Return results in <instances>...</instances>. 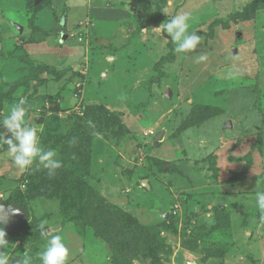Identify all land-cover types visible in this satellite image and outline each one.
Segmentation results:
<instances>
[{
    "label": "rangeland",
    "instance_id": "rangeland-1",
    "mask_svg": "<svg viewBox=\"0 0 264 264\" xmlns=\"http://www.w3.org/2000/svg\"><path fill=\"white\" fill-rule=\"evenodd\" d=\"M86 1L0 0V118L25 98L62 162L0 145V201L28 212L10 264H41L44 221L67 264H264V0ZM179 14L191 52L159 28Z\"/></svg>",
    "mask_w": 264,
    "mask_h": 264
},
{
    "label": "clouds",
    "instance_id": "clouds-1",
    "mask_svg": "<svg viewBox=\"0 0 264 264\" xmlns=\"http://www.w3.org/2000/svg\"><path fill=\"white\" fill-rule=\"evenodd\" d=\"M192 16L189 14H179L164 22L162 28L171 40L175 42L174 51L177 53H187L195 50L200 44L202 37L196 32H189ZM147 31V30H145ZM207 56H198V62H203ZM27 103L25 98L13 103L8 108V113L0 118V128L7 129L11 134L5 139L3 131H0V145H7L8 154L12 157L13 163L20 171H28L33 166L42 167L52 176L56 170L62 167V162L57 159L58 153L55 149L45 150L40 144V136L43 128L30 126L26 123V113L28 109L24 106ZM256 202L260 210H264V191L256 192ZM0 213L15 215V209H5L0 206ZM41 223V236L45 237L47 243L44 249L38 253L41 264H67L69 249L60 235L48 236L44 225ZM9 244L7 232L0 226V249H5ZM0 264H10V256L6 252H0ZM12 264H33V258L28 251L22 256L16 257Z\"/></svg>",
    "mask_w": 264,
    "mask_h": 264
},
{
    "label": "water",
    "instance_id": "water-1",
    "mask_svg": "<svg viewBox=\"0 0 264 264\" xmlns=\"http://www.w3.org/2000/svg\"><path fill=\"white\" fill-rule=\"evenodd\" d=\"M6 132L9 133L7 129ZM143 184H145V182ZM0 206H3L5 209L10 208L16 210L15 215L0 213V226L4 227L8 233H11L14 229H17L20 221H25L28 218V212L20 205H16V203L6 205L3 201H0ZM0 252H2V249H0Z\"/></svg>",
    "mask_w": 264,
    "mask_h": 264
},
{
    "label": "crops",
    "instance_id": "crops-1",
    "mask_svg": "<svg viewBox=\"0 0 264 264\" xmlns=\"http://www.w3.org/2000/svg\"><path fill=\"white\" fill-rule=\"evenodd\" d=\"M76 1L77 0H69V5L70 6H72V5L74 6V7L73 6L70 7L71 11H73V13H74V11H80V13H77V14H80L81 17H86V12L88 11L87 13H89V10H90L88 8L86 9V7H85L86 6L85 2H87V1L86 0H81V2L78 5L75 6ZM88 4H90V3H88ZM90 5H92V4H90ZM76 8H78V9H76Z\"/></svg>",
    "mask_w": 264,
    "mask_h": 264
},
{
    "label": "trees",
    "instance_id": "trees-1",
    "mask_svg": "<svg viewBox=\"0 0 264 264\" xmlns=\"http://www.w3.org/2000/svg\"><path fill=\"white\" fill-rule=\"evenodd\" d=\"M42 4H38V5H36L35 6V8L36 9H39V10H41V8L43 7V5L41 6ZM161 12V11H160ZM163 15H162V13H160V17H162ZM44 67V66H43ZM45 68V67H44ZM51 68V67H50ZM53 70V69H52ZM55 72H56V74L59 76V77H61L64 73H65V71H63V72H57L56 70H55ZM22 207H24L23 205H22Z\"/></svg>",
    "mask_w": 264,
    "mask_h": 264
}]
</instances>
